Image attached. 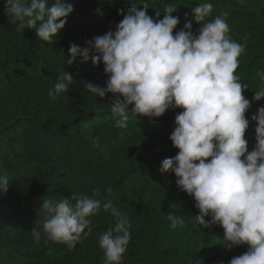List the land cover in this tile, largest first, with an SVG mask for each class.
<instances>
[{
    "label": "trees",
    "instance_id": "16d2710c",
    "mask_svg": "<svg viewBox=\"0 0 264 264\" xmlns=\"http://www.w3.org/2000/svg\"><path fill=\"white\" fill-rule=\"evenodd\" d=\"M215 1L145 0L152 16L157 10L163 15L167 4L177 8L173 15L181 23L174 33L188 22L198 29L193 9L205 3L216 8ZM229 1L218 7L224 5L227 12ZM5 2L0 0V74L20 63L35 73L19 75L0 91V175L10 182L8 191L0 192V253H5L0 264H102L100 238L116 223L110 212L92 217L90 231L72 249L47 240L43 231L44 200L59 201L73 193L111 201L126 216L131 240L123 264H228L246 252L247 245L216 248L207 239L208 228L195 219L194 199L179 189L174 173L161 170L162 161L179 151L169 137L183 109H169L157 118L129 113L128 126L117 127L109 103L115 96L96 97L85 87L106 86L103 63L81 62L82 57L66 63L72 43L86 47L123 19L118 10L126 12L138 0H66L74 11L53 43L39 38L35 28L17 31ZM241 11L247 10L237 13ZM233 31L244 47L235 74L253 90L264 89V79L255 78L264 73V20L240 17ZM64 72L74 78L69 90L49 95ZM246 116H252L250 109ZM169 214L181 217L184 225L171 228ZM33 229L41 234L39 243ZM220 252H226L222 259L217 258Z\"/></svg>",
    "mask_w": 264,
    "mask_h": 264
},
{
    "label": "clouds",
    "instance_id": "9594fccd",
    "mask_svg": "<svg viewBox=\"0 0 264 264\" xmlns=\"http://www.w3.org/2000/svg\"><path fill=\"white\" fill-rule=\"evenodd\" d=\"M213 7L205 3L193 9L198 29L188 22L174 33L181 23L173 15L175 6L167 4L163 15L157 10L152 16L149 4L138 0L126 12L118 10L123 19L87 41L86 47L72 43L66 63L77 57H82L81 62L103 63L106 86L87 83L85 87L96 97L115 96L109 103L118 117L117 127L128 126L129 113L157 118L169 109H183L176 114L169 137L179 151L162 161L161 170L174 173L179 189L194 199L200 225L224 229L222 244L227 249L248 246L228 264H264V105L251 116L256 122L251 151L246 138L250 126L246 112L253 101L264 98V89L256 91L252 100L244 95L248 85L235 74L244 47L229 35L227 12L208 19ZM5 11L18 25L17 31L35 28L39 38L53 43L74 7L66 0H6ZM73 80L64 72L49 95L68 91ZM9 186L8 176L0 175V192L6 193ZM40 207L47 240L69 249L82 240L86 229L90 231L92 217L101 210L110 212L116 223L100 238L102 264H123L130 225L111 201L73 193L59 201L45 199ZM168 220L174 229L184 225L173 214ZM40 235L33 229L36 243Z\"/></svg>",
    "mask_w": 264,
    "mask_h": 264
},
{
    "label": "rangeland",
    "instance_id": "374dc122",
    "mask_svg": "<svg viewBox=\"0 0 264 264\" xmlns=\"http://www.w3.org/2000/svg\"><path fill=\"white\" fill-rule=\"evenodd\" d=\"M216 8L215 6L213 7V12L214 15L211 17L212 19L216 16L221 15L223 12H225V9L223 7H218L220 3L226 4V0H216ZM229 3L230 8L228 9L227 12L230 13L231 17H225L226 22L228 23L230 27V33H231V39L235 41V39H238V34L233 31L234 25L238 24L240 17L242 18H247L250 16H253L255 19L257 18H262L264 20V0H230ZM238 10H247V11H241L237 13ZM259 51H254L253 53H256ZM259 53L253 55V59L259 58ZM240 58V57H239ZM23 73H35V70L31 66H26L23 65L22 63L12 66L8 71L1 73L0 74V91L2 90V86L7 85L9 82L14 81L19 75ZM264 76V73L262 75H258L255 78H259ZM243 83V82H242ZM246 83V82H244ZM248 85V84H247ZM262 87H264V80L263 83L261 84ZM253 87H249L244 90V95L246 98L249 100H252V97L255 95V92L258 91L259 89L256 87L254 90L252 89ZM263 100L262 105H264V98H262L260 101H253L252 107L250 108L252 115L256 113L257 109L261 106V101ZM250 120V126L248 130L246 131V138L249 141V150L251 151L252 148L254 147L256 140L253 138V135L255 137V127H256V122L251 121V117L248 118ZM210 219V218H208ZM209 230V234L207 239L211 240L213 245L216 248H221L223 246V231L224 229L221 226H212V227H207ZM246 245L234 247V249H244ZM247 249V248H246ZM226 252H220L217 255V258L222 259L223 256H225ZM5 258V253H0V259Z\"/></svg>",
    "mask_w": 264,
    "mask_h": 264
}]
</instances>
